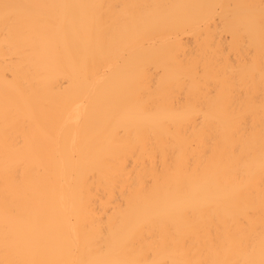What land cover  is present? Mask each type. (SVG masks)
<instances>
[{"label":"bare ground","instance_id":"1","mask_svg":"<svg viewBox=\"0 0 264 264\" xmlns=\"http://www.w3.org/2000/svg\"><path fill=\"white\" fill-rule=\"evenodd\" d=\"M0 264H264V0H0Z\"/></svg>","mask_w":264,"mask_h":264}]
</instances>
